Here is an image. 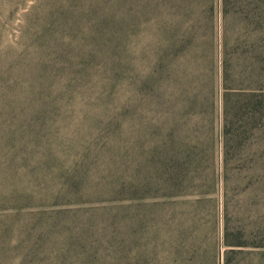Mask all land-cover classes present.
<instances>
[{
	"label": "trees",
	"instance_id": "trees-1",
	"mask_svg": "<svg viewBox=\"0 0 264 264\" xmlns=\"http://www.w3.org/2000/svg\"><path fill=\"white\" fill-rule=\"evenodd\" d=\"M124 2L106 29L53 6L36 65L0 58V128L32 133L0 145V210L42 219L70 186L134 206L150 263L264 264V0Z\"/></svg>",
	"mask_w": 264,
	"mask_h": 264
},
{
	"label": "rangeland",
	"instance_id": "rangeland-1",
	"mask_svg": "<svg viewBox=\"0 0 264 264\" xmlns=\"http://www.w3.org/2000/svg\"><path fill=\"white\" fill-rule=\"evenodd\" d=\"M53 6L60 13L70 10L74 16L83 18L82 29L91 26L106 29L105 26L115 25L124 11L133 9L124 0H95L93 4L90 0H0V58L25 48L31 53L28 59L36 65L43 15ZM92 13L99 17L97 24L89 20ZM14 129L0 128V145L17 144L19 138L28 142L31 132L16 129L14 136ZM59 134L60 138L52 140L54 149L66 143L69 129L61 128ZM59 151L56 158L68 167L67 155ZM257 156L258 153L253 158ZM24 165L19 163L9 171L20 175L39 173L38 167ZM3 170L0 168V190L6 189L7 184ZM69 193L70 186H67L64 198L58 201L62 206L48 210L52 215L42 219L38 215L40 211L32 208L19 214L0 210V264H153L150 263L154 253L151 245L145 249L144 240L139 236L137 239L139 223L134 206L123 204L122 209H112L90 202L86 197L85 203L71 204Z\"/></svg>",
	"mask_w": 264,
	"mask_h": 264
}]
</instances>
